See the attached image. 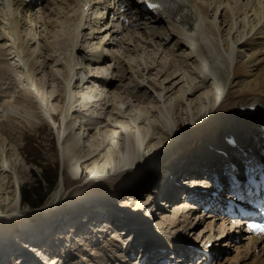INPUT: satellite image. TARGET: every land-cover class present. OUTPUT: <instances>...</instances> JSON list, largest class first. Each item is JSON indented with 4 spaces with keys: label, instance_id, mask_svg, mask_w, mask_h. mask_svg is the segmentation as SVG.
I'll return each instance as SVG.
<instances>
[{
    "label": "bare ground",
    "instance_id": "bare-ground-1",
    "mask_svg": "<svg viewBox=\"0 0 264 264\" xmlns=\"http://www.w3.org/2000/svg\"><path fill=\"white\" fill-rule=\"evenodd\" d=\"M85 1L54 0L51 5L45 3L37 13H26L19 6L14 9L12 0H0V64L8 63L4 66L7 75L13 72L9 64L12 59H6L10 56L7 53L13 51V59L19 64L16 67L24 77L25 88L23 86L21 90L27 100L21 104L15 95L6 100L0 98V189L9 184L8 178L18 183L20 176L28 170L20 146L4 133L2 120L10 122L8 125L14 130L22 122L35 129L45 126L47 121L56 126V140L66 174L60 189L47 202L45 209L53 210L55 206H58L56 210L65 206L67 198L70 206L95 198L105 199L108 196L106 190L118 189L113 183L124 177L130 168L139 165L144 169L150 164L147 155L161 157V150L167 145L169 148L163 154H168L170 148L173 150L175 140L180 141L179 136L190 124L193 125L189 130L197 135L202 134L203 127L213 128V132L201 137L200 141L194 138L195 143H200L197 149L187 146L177 150L187 157L185 163L188 166L197 165L211 155L215 158V152L211 150L214 146L219 147L224 137L255 132H258L255 137L261 136V120L242 114L257 104L264 106V0H177L184 10L180 22L163 19L158 24L159 31H146L137 39L127 34L120 40L116 30L105 26L102 31L91 28V15L85 10ZM203 1L206 2L203 4ZM55 29L59 31L55 32ZM163 36L171 39L169 45L174 43V49L166 47ZM182 57L186 58L185 65L180 62ZM47 67L56 77L47 75ZM4 69L0 71V93L6 84L3 83L6 77L1 75ZM115 80L123 85H116ZM93 85H105L106 90L100 92ZM140 89L148 90L151 99H142ZM7 90L12 93L13 87L8 86ZM60 109L63 111L59 115ZM184 118L186 122L182 120ZM218 136H221L219 141ZM249 139L250 142L252 138ZM249 148L252 146L245 143L241 155ZM177 151L170 153L172 164L176 162ZM220 161L199 163L201 167L198 165L196 169L206 172L205 168L209 166L207 175L216 174L221 164H214ZM90 162L91 179L87 182L84 178L79 180L81 168ZM138 174L129 176L124 182L125 188L112 194L117 196L120 191L130 192L137 188ZM100 182L108 183L103 190L104 197L87 192L96 190L89 185ZM202 183H205L204 176L200 180ZM174 188L172 186V190ZM18 203L16 201L9 212L0 216L2 242L10 243L7 238L13 230L2 227L1 222L8 224L13 214L20 213ZM161 205L166 206L163 202ZM170 210L172 218L160 212L161 219L157 221L159 228L165 231L170 230L165 229L166 223L174 227L181 220L183 223L186 215L184 202L179 199ZM152 214L157 217L159 213ZM136 218L133 219L139 225L145 221ZM39 229L43 230L41 227L34 230L39 233ZM23 233H27L26 229ZM115 237L108 242V248L118 246ZM43 242L46 243V239ZM153 243L149 240V244ZM12 244L18 246L15 240ZM12 244L0 245V257L5 256V250L11 254ZM252 245L250 242L232 249L219 264H264L260 250L256 252ZM97 254L99 257L94 258L92 264H103L106 260L114 264L123 258V254L106 256L107 251ZM83 261L79 264H84Z\"/></svg>",
    "mask_w": 264,
    "mask_h": 264
},
{
    "label": "rangeland",
    "instance_id": "rangeland-1",
    "mask_svg": "<svg viewBox=\"0 0 264 264\" xmlns=\"http://www.w3.org/2000/svg\"><path fill=\"white\" fill-rule=\"evenodd\" d=\"M205 2L203 1V4ZM58 31H59V29L58 30L55 29V32H58ZM43 37H45V36H43ZM49 37H50V35H49ZM221 40L223 41L224 39L221 38ZM65 42H66L65 46H67L68 43H67V41H65ZM41 44H43V43H41ZM171 45L167 46L168 49L169 48L170 49H174V43H171ZM12 52H9L10 56H8L7 59L9 57H13L14 56V53H12ZM49 55H51L52 57H55V55H52V53H49ZM140 55H142V54L140 53ZM143 56H147V55L144 54ZM185 59L186 58H183V57L180 59V62L182 64H184V65L186 63ZM14 61L13 60L9 61L11 63V65H12V67H11L12 70L11 71H13V72H9L10 73V74L8 73L9 75H7L8 71L7 70L5 71V69H4V65L5 64L4 65L0 64V71H3V69H4V72L1 73V75H4L6 77V78H4V76H3V78L5 79L3 83H6V84L2 87V91L0 93L2 95H0V98L2 100H4V99L6 100V98L9 97L10 95H13V96L15 95V98L17 99V101L22 104V103L27 102V100L25 101V98H23L24 94H23V90H21L23 86H24L23 88H25V84L23 82L24 81V77L21 74L22 72L19 70V68L16 67L17 59H16L15 62ZM50 67H47L45 71H46L47 75L50 74V75L54 76V74H53L54 72L53 73L51 72V68ZM16 73H18V74H16ZM14 74H16V75H14ZM107 75H109V73ZM120 76H121V74H120ZM54 77H56V76H54ZM118 77H119V75H118ZM12 78H13V80H12ZM117 79H119V78H117ZM115 81L117 83V84L115 83L116 85H118V86H120V85L122 86L123 85V84H120L118 82V80H115ZM59 82L61 84L63 83L61 80H59ZM125 82L126 81H124V83ZM8 86L13 87V92L12 93H9L10 91L7 90ZM54 86L56 87L57 84L54 83ZM166 86H168V85H166ZM180 86H182V85H180ZM180 86H178L176 88V91L178 90V88ZM60 87L61 86L59 85V88ZM144 87L148 89L147 84H144ZM137 90H136V92H137ZM140 90H141L140 96H142V99H149V100L151 99V98H149L150 96L147 93L148 90H147V92L146 91H142V89H140ZM17 91H19V92H17ZM258 93H261V92H258ZM33 95H34V93H33ZM129 103H130V101H129ZM131 104H133V103H131ZM147 107H150V106H147ZM62 111L63 110L60 109L58 114L60 115L62 113ZM182 120H185V118L182 119ZM185 122H186V120H185ZM1 123L5 124V126H4L5 128H3L4 129V133L10 135L11 141L14 144H17V145L20 146L21 153H22L23 157L26 158V161H27V165H26L27 166L26 168L28 169L26 171L27 173L26 174L24 173V174H22V176H20L21 178L18 181V183L16 182V180H11L10 178H8L9 184H5L0 189V216H2V214H6L7 212H9L10 208L13 206V204L16 201H19L18 204H19L20 208H19L18 212H20L21 214L20 213L19 214H17V213L13 214L12 215V219L9 220L8 224H6L5 222H1V226L2 227L12 228L11 230L15 231L19 227L20 224L24 225V223L27 220L36 217L43 210H47V212H46V215H47V214H50V213L52 214V213L59 212L60 210H62L64 208V206H63L60 210H56L55 209L56 206H55L54 210H53V208L45 209L46 205L49 204L47 202L49 200H52V196H54V193L57 190L60 189V183H62V177L66 173H64L65 170H63L62 160H61L60 154H59L60 153V148H59V146L57 144V140H56V137H57L56 126L53 123H51V122L49 123L47 121V122H45L46 123L45 126L38 127V128L35 129V128H30L27 123L22 122V123L18 124V126H17L18 129L17 130L12 129L13 126H9L11 123L8 122V121L6 122L5 120H2ZM8 123H9V125H8ZM181 124H183V122H181ZM187 124H189V122ZM187 124H185V125H187ZM6 125H8V126H6ZM190 125L191 126L189 128L184 130L185 133L183 135L179 136L180 137V141H176L175 140L174 146L172 147L173 150H171V151H173L172 154L175 153L177 150H180L183 147L192 146L193 148H195V146L199 145L200 143L186 144V142H188L190 140V138H192L193 140H195L194 138H198L197 141H200L201 137L203 138L205 135H208V134L213 132L212 131L213 128L211 129L210 127H203L202 128V134L200 133V134L197 135V134H195L192 131V129L189 130L192 127L193 124H190ZM176 138H177V136H176ZM182 139H184L186 141L183 142ZM167 148H169V145H167L164 150H166ZM164 150H161V154H162L161 156L164 155L162 153ZM90 164L92 165V162L86 163V166L84 165L81 168V170L79 172V177H80L79 180L84 178V180L87 182V181H89L91 179L90 176L92 175L93 171H92V166H89ZM136 167H137V171H141L142 170V169L139 168V165L136 166ZM136 167H132V168H136ZM132 168H130L126 172L124 177H121L120 179H118L117 181H115L113 183V185H117L118 186V189H115V188L107 189L106 190L107 194L116 193V191H118L121 187L126 185V184H124V182L130 176V172L129 171ZM69 177H72V176H69ZM89 187H93L96 190L95 191H91V190L87 191L86 190L87 192L99 193V194H101L104 197L105 194H104L103 190L108 187V183L107 182H106V184H102L101 182L99 184H97V183L93 184L92 183V186L89 185ZM135 189H137V188H135ZM62 192L64 194V190H62ZM135 192L136 191H134V190L132 191V193H135ZM120 194H117V195H120ZM132 197H131V195H129V197L126 199V200H128V201H126L127 202L128 211H130V209L136 210V206L133 207V204L131 205V203H134L135 205H138L139 202L142 199L141 198L142 195H141V197H139L137 199H135L134 197L132 198ZM70 198L71 197H69V200H70ZM119 199H121V198H119ZM26 201H28V202H26ZM67 201H68V198L66 200V203H68ZM29 204H31L33 206H31ZM78 204H80V203H78ZM164 213H165L166 216H169L170 218H172V214H171V210L170 209L166 210V212H164ZM159 214H161V213H159ZM22 217H24V218H22ZM133 218H136V216L133 215ZM160 219H161V216L159 215V217H158V219L156 221H160ZM162 220L164 222V218ZM48 227H49L48 225L44 226V233L48 232ZM45 228L47 229L46 231H45ZM51 228H54V227H51ZM49 229H50V227H49ZM39 231H40L39 233H41L40 229H39ZM36 232H38V230H36ZM118 233H120V231H116V236H118V235L120 236V234H118ZM11 234H12V232H11ZM107 236H108V234H106V237ZM111 238H112V236L109 237V240H111ZM109 240H108V238L106 239L107 244H108ZM116 240H117V238H116ZM51 246H52V244H50V245L48 244L47 246H44V249L47 250L48 248H51ZM99 251H102L104 253V250H99ZM67 253H71V251H67ZM4 254L7 255V254H10V253H9L8 250H5ZM86 254H87V252L81 251L76 257H75V254H74L75 258L74 257L72 258L71 255H65V256H63L61 258V259L65 260V262L62 261L61 263L60 262L58 263L57 261L54 260V258H57L55 256L51 257V255H49V254L46 255L45 254V257H46L47 260L50 259V260L54 261V262H51V261L49 262V261L46 260V262L48 264L49 263L50 264H62V263H67V262H69L71 264H79L81 260H84L83 262L85 264L88 261V259L90 261L94 260V257H92V255L88 256V254L87 255ZM85 257H88V258L86 259ZM33 264H35V263H33Z\"/></svg>",
    "mask_w": 264,
    "mask_h": 264
},
{
    "label": "snow or ice",
    "instance_id": "snow-or-ice-1",
    "mask_svg": "<svg viewBox=\"0 0 264 264\" xmlns=\"http://www.w3.org/2000/svg\"><path fill=\"white\" fill-rule=\"evenodd\" d=\"M229 179L231 180V183L234 187H243V185L240 184L239 178L238 176L232 172L229 175ZM248 183L251 185L252 183H254V181L251 178V175L249 176V181ZM252 227L260 232H264V225H260V224H254L252 225Z\"/></svg>",
    "mask_w": 264,
    "mask_h": 264
},
{
    "label": "water",
    "instance_id": "water-1",
    "mask_svg": "<svg viewBox=\"0 0 264 264\" xmlns=\"http://www.w3.org/2000/svg\"><path fill=\"white\" fill-rule=\"evenodd\" d=\"M29 205H31V204H29ZM31 206H33V205H31Z\"/></svg>",
    "mask_w": 264,
    "mask_h": 264
},
{
    "label": "trees",
    "instance_id": "trees-1",
    "mask_svg": "<svg viewBox=\"0 0 264 264\" xmlns=\"http://www.w3.org/2000/svg\"><path fill=\"white\" fill-rule=\"evenodd\" d=\"M47 182V181H46ZM26 202H28V201H26Z\"/></svg>",
    "mask_w": 264,
    "mask_h": 264
}]
</instances>
